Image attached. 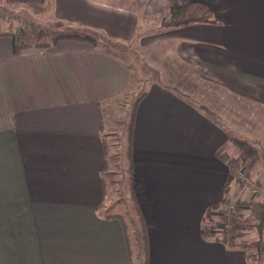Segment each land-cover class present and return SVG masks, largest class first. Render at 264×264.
Segmentation results:
<instances>
[{
    "label": "crops",
    "instance_id": "obj_1",
    "mask_svg": "<svg viewBox=\"0 0 264 264\" xmlns=\"http://www.w3.org/2000/svg\"><path fill=\"white\" fill-rule=\"evenodd\" d=\"M13 1L116 41L149 25L171 61L243 104L245 111H224L223 120L187 96L182 73L171 85L147 84L131 128L128 196L144 220L148 264H264L251 261L252 231L238 227L233 244L216 223L225 203H243L248 215L246 203L262 195L258 155L246 143L264 141V0ZM192 2L206 6L213 22L161 26L170 8ZM15 44L0 31V264H131L122 213L98 209L105 119L130 90V69L82 40L19 54ZM208 210L215 222L206 220Z\"/></svg>",
    "mask_w": 264,
    "mask_h": 264
},
{
    "label": "rangeland",
    "instance_id": "obj_2",
    "mask_svg": "<svg viewBox=\"0 0 264 264\" xmlns=\"http://www.w3.org/2000/svg\"><path fill=\"white\" fill-rule=\"evenodd\" d=\"M0 31L13 35L19 44H26L32 47L46 45L42 48L53 47L54 39L60 37H91L97 41L99 47L116 54L130 69V90L110 103V108L105 119V131H109L107 134L105 132L104 135L105 143L108 147V163L104 175L106 195L102 208L109 205V208L106 210V213L109 214H125L131 208L128 196L130 194V184L126 153V127L133 101L147 84L162 81L171 85L175 81L174 78L177 76V73L179 75L182 73L180 79L183 82L182 88L187 92V96L195 102L206 104L212 111L216 110L218 116L223 118V120L222 113L224 111H233V114L235 111L239 113L245 111L242 106L243 104L234 101L228 95L207 84L202 79H197L194 69L186 65L184 67L183 64L181 66L177 60L171 61L168 47L162 45L159 39H155L157 37H150L154 28L149 25L144 26V28L140 27L137 36L131 41L120 39L116 41L108 39L101 34L82 29V27H75L71 23L55 16L53 17L48 12L41 11L40 9L12 2L11 0H0ZM167 53L168 55H166ZM221 106L227 109L230 107V111L229 109L225 110V108H221ZM234 118L233 122L237 120L236 116ZM234 137L242 139V137H237L236 135ZM252 139L255 140V144L252 142L246 144L249 145L248 148L250 150L257 152V161L259 160V163L256 162L253 169L262 176L259 184L263 189L261 193L264 195V141L259 140L257 137H252ZM235 168L237 166L233 165V170ZM247 230L254 233V237H251L254 241L256 239L255 231L249 228ZM250 253L252 262L264 260V254L257 251L255 246H250Z\"/></svg>",
    "mask_w": 264,
    "mask_h": 264
},
{
    "label": "trees",
    "instance_id": "obj_3",
    "mask_svg": "<svg viewBox=\"0 0 264 264\" xmlns=\"http://www.w3.org/2000/svg\"><path fill=\"white\" fill-rule=\"evenodd\" d=\"M13 2V0H11ZM213 22L212 14L210 10L201 3L192 2L181 6H175L168 10L166 16L162 20L161 26L163 27H178L188 24L194 23H211ZM64 39H77L85 42H89L93 46H98L97 41H95L91 37H80V36H72V37H60L58 39H54L53 45H55L58 41ZM46 45H37V47H44ZM49 46V45H48ZM30 47L26 44H15L14 45V53L19 54L23 48ZM144 94H139L135 100L133 101L131 107V113L129 116V120L126 127V135H127V160L130 159L131 149H130V138H131V128L133 123L134 111L136 105L142 99ZM105 151L107 155L108 147L105 144ZM232 162V166H236V161L229 160L228 163ZM107 162L103 168V172L107 169ZM106 187V186H105ZM132 194V193H130ZM106 189L103 193V197L98 205V209L100 210L103 207V201L105 199ZM132 196V195H131ZM260 200L249 201L246 203L247 209L249 211L248 215H244L242 213L244 204L235 202L237 204L236 209L233 211H228L226 206L229 203H225V206L218 211L217 216V224L220 227L225 225H230L231 229H221L222 238L224 240L231 241L235 244V240L238 235V227H245L249 229H253L256 233V239L250 243V246H255L257 251L260 252L261 248H264V195L259 196ZM131 208L128 209L125 214L117 215L122 220L124 230L126 232L127 241L129 245V251L131 254H135V260L131 261V264H148V242L144 220L141 216L139 208L134 202V197H131ZM206 220L213 222L214 216L213 211L208 210L206 213ZM215 222V221H214ZM250 231V230H249ZM135 246V249L132 248Z\"/></svg>",
    "mask_w": 264,
    "mask_h": 264
},
{
    "label": "built area",
    "instance_id": "obj_4",
    "mask_svg": "<svg viewBox=\"0 0 264 264\" xmlns=\"http://www.w3.org/2000/svg\"><path fill=\"white\" fill-rule=\"evenodd\" d=\"M236 174V177L237 179L240 181V183H242L244 186H248L251 184V182L248 180V178L246 177L245 175V172L243 169H238L236 170L235 172ZM251 193H252V196L254 197H257L259 194H260V189L258 187H252L251 189ZM237 207V204L235 202H232V203H229L227 206H226V209L228 211H233L234 209H236ZM219 214V213H218ZM218 216V215H217ZM218 229H231L232 227L230 225H225L223 227H220L219 225H217Z\"/></svg>",
    "mask_w": 264,
    "mask_h": 264
}]
</instances>
